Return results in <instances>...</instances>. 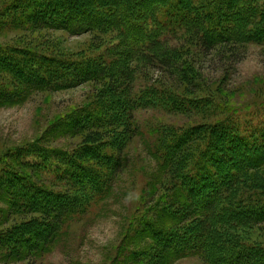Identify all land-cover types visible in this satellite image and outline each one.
I'll use <instances>...</instances> for the list:
<instances>
[{"label":"rangeland","instance_id":"rangeland-1","mask_svg":"<svg viewBox=\"0 0 264 264\" xmlns=\"http://www.w3.org/2000/svg\"><path fill=\"white\" fill-rule=\"evenodd\" d=\"M19 3L21 0H0V47L17 52L18 56L27 53L28 57H36L39 61H35L34 67L39 79L47 84L49 76L53 75L55 82L50 88L28 91L24 102L0 107V179L5 173L11 180L10 186L7 179L0 183V264L157 262L154 256L159 251L154 241L142 233L144 223L156 222L157 226L169 230L194 225L200 218L197 215L186 217L187 212L186 219L181 215L185 203L181 195H186L185 189L179 182L181 176H174L169 167L163 165L164 150L169 141L193 132L188 153L191 163L207 138L218 136L215 128L225 127L224 124L237 130L229 131L231 136L254 140V144L264 142V45L239 42L210 49L201 41L193 24L175 20L180 24L176 35L163 45L167 51L175 52V68L166 73L161 67L156 69L150 65L145 57L132 56L125 60V67L128 76L134 79L128 86L121 83L129 93L132 91L133 100L145 90H151L153 95L148 99L159 98L161 105L134 108L135 104L122 114L119 105L114 107L116 98L121 100V96H101L107 86H113L112 81L102 79L61 87L60 74L54 72L57 67L48 60L94 59L111 47L128 53L135 45L125 29L104 35L79 36L66 30L28 29L27 25L34 22L24 17L22 8H14ZM165 16L166 21V13ZM230 20L239 21V27H243L235 16L223 20L221 25H229ZM126 30L130 37H137L136 32ZM137 33L142 36L143 30ZM215 36L210 34V38ZM28 57L23 56L26 60ZM9 80L13 85L18 83L12 73L0 68V86L9 89ZM87 111H91V115L81 120L91 122L95 112H104L115 120L111 126L112 121H109V128L99 141L89 139V133L71 132L73 120ZM197 130H200L198 134ZM236 143L238 150H243ZM26 153L29 156H25ZM71 155L83 165V170H90L92 182L98 178L99 185L91 184L86 177L80 184L63 172V167H73L68 160ZM186 161L187 156L181 165ZM54 162L58 167L51 165ZM186 164L179 169L180 173L184 172ZM5 168L13 169L12 173ZM20 176H26L51 199L63 195L71 205L74 213L60 221L56 226L57 234L50 241L38 239L32 231L43 228L48 218L40 213L46 204L42 196H38L40 201L34 205L36 203H29L22 195L14 194L26 192L24 183L18 180ZM241 176L247 177L225 196L221 205L224 211L218 212V218L210 223L212 239L207 238L202 245L192 242L196 250L181 258L170 257L168 264H211L217 253L247 248L258 253L264 251V223L246 222V217L264 203V166L253 171L243 170ZM98 188L103 191L96 190ZM239 213L243 216L236 218ZM20 228L21 234L27 230L30 238L22 253L17 249L21 245L6 237ZM45 246L47 250H42Z\"/></svg>","mask_w":264,"mask_h":264},{"label":"trees","instance_id":"trees-1","mask_svg":"<svg viewBox=\"0 0 264 264\" xmlns=\"http://www.w3.org/2000/svg\"><path fill=\"white\" fill-rule=\"evenodd\" d=\"M19 4L20 6L23 5V7H20ZM19 4L12 7L22 8V13L25 12L24 17L34 22V24L27 25L28 29L36 27L39 29L66 30L74 36L90 33L104 35L108 31L120 32V29H125L130 42L135 45V48L131 49L128 53L124 51L119 52L115 47H111L103 55L89 60L58 62L57 60L53 61L48 60V58H42L43 60L52 62L59 68H56L54 72L60 74L59 81L61 82V87L98 82L102 79L112 81L111 84L113 86H107L101 92V96H121V100L116 98L114 107H118L119 105L122 114H126L129 107L135 104L136 107L134 108H149L151 105H158L157 103L160 102L159 98L154 100L148 99L149 96L153 95L151 90H149L150 93L145 90L143 92L145 94L142 93L137 100H133V96L131 97L130 95L132 91L129 93L127 87L121 85V83H127L128 86V83L134 79V76H128L125 60H130L132 56H143L156 69H160L159 67H161L166 73H170L175 68L173 63H175L176 56L174 51L169 52L164 46L165 43L171 42L173 36L176 35L175 31L180 24H176L175 20L193 24L201 37V41L210 49L218 45L227 43L237 44L239 42H244L245 44L260 42L264 45L263 0H21ZM36 10L38 13H36ZM165 13L168 16L166 21L164 19L166 17ZM232 16L237 17L238 20L240 19L243 27L240 28V22H233L234 20H230L229 25H221L223 20L232 19ZM128 28L130 32H136L137 37L135 39L134 36L130 37L131 34L126 30ZM139 30H143L142 36L137 33ZM210 34L216 36L210 38ZM22 54L18 56L20 54L17 52L0 47L1 71L12 73L18 82L16 85H13L9 80V89L0 86V107L24 102L31 91L42 90L45 87L50 88L55 82L53 81L55 77L49 74L54 78L52 79L49 76L50 80L48 78V83L44 84L39 79L41 77L36 75L34 67L35 61L39 60H36V57L33 56L28 57L27 53ZM25 54L28 60L23 58ZM41 62L42 60H40ZM51 73L53 74L52 71ZM122 80L125 81L122 82ZM129 98L130 100L127 101ZM159 104L161 105V103ZM177 108L178 110L180 109L178 106ZM182 108L185 109L186 107ZM85 115H91V111H87L82 117L78 116L73 120L71 132L74 134L79 132L89 133L88 138L90 139L91 137L94 142L99 141L105 136L104 131H107V128H109V121H112L110 126L115 122L111 116H106L104 112L102 114L95 112L94 117L91 118V122L81 120ZM224 125L225 127L221 125L215 128L219 131L218 136L207 138V141L209 140L208 142L206 141L208 145L206 142L205 145H202L203 149L200 154L197 157L195 156L191 163L188 161V153L191 150L189 147L193 141V132L182 134V137L176 138V141H169L164 150L163 165H166L165 168L169 167L174 176H181L179 182L182 183L185 189L186 195H181V198L185 200V203L182 204L184 212L181 215L185 217V213L187 212L188 215L186 217L197 215L200 218L198 223L195 221L194 225L169 230L157 226L156 222L146 221L144 223L146 225H144L142 233L152 242L154 241L159 251L154 256L156 257L155 261L160 264H168L170 257L181 258L196 250L191 246L192 242H199L202 245L207 238L212 239V226L210 223L218 218V212L221 214L224 211L225 208L221 205L225 200V196H228L231 190L247 177L241 176L243 170H246V172L253 171L258 167L264 166V142L254 144V140L247 141L244 137H237L233 134L231 136L229 134L237 130L229 124ZM198 132L200 130L196 131L197 134ZM236 142H238V146L243 148V150H238ZM36 152L42 157L46 156L39 151ZM25 156L29 155L26 153ZM186 156L188 162L184 163V165L187 163L185 169H182L184 172L180 173L179 169L184 166L181 163L185 160ZM196 158L198 159L196 160ZM68 160H71L73 167H63V172L71 175L80 184L84 180L83 177H86L90 180L91 184L95 183L94 185H99L98 178L92 182L93 178L90 177V170H83V165L77 163L75 156L71 155V158ZM51 165L58 167V164L55 162L51 163ZM74 167L76 172L73 169ZM5 170H10L12 173L13 169L5 168ZM3 175L4 177L0 179V183L7 179L10 186L11 180L9 175L5 173ZM18 180L24 183L26 188L24 190L26 192L20 194L17 191L14 194L17 196L22 195L29 203H36L34 205L38 203V196H42L41 200L46 202L45 204L43 201L45 205L43 209H40L42 215L48 216L46 224H44L43 228L40 226L33 228L32 231L37 234L38 239L50 241L55 238L57 234L55 232L56 226L59 225L60 221L67 217L69 218L74 213L73 210L71 211L69 201L63 195H56L54 199H51V197L46 195L47 192H41V189L31 183L26 176L25 178L20 176ZM89 182L84 183L89 184ZM96 190L103 191L102 188ZM30 191L33 192L31 193ZM47 199L53 201L48 202ZM175 203L177 204V202H173V205ZM219 205L221 206L220 209H218ZM258 207L250 213L251 216L246 217L248 224L264 223V203ZM173 215L176 216L177 213ZM242 216L240 213L235 215L236 218ZM222 222L226 223L223 217ZM21 232L22 229L20 228L18 232L14 233L13 231L11 235H7L6 237L20 244L21 248L17 249L21 250L22 253L24 246L28 244L30 238H28L27 230L24 231V235ZM170 242L172 243L170 244ZM39 243L40 240L36 241V244L39 245ZM45 249L46 246L42 250ZM14 256H17V253ZM157 262H152V264H158ZM258 263L264 264V251L258 253L247 248L236 252H227L226 254L217 253L213 257L211 264Z\"/></svg>","mask_w":264,"mask_h":264}]
</instances>
